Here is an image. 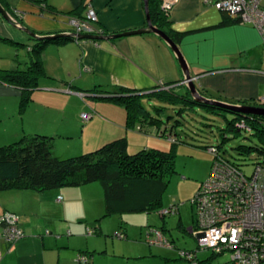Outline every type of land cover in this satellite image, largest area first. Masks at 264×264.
<instances>
[{
  "label": "crops",
  "instance_id": "0c3cea01",
  "mask_svg": "<svg viewBox=\"0 0 264 264\" xmlns=\"http://www.w3.org/2000/svg\"><path fill=\"white\" fill-rule=\"evenodd\" d=\"M42 1L32 3L28 0H6L9 11L16 19L40 35L73 33V21L77 17L65 13L83 4H86L83 14L95 9L98 18L95 26L105 32L103 35L147 26L144 0ZM67 3L73 7L71 10H64L68 7ZM260 9L264 10V0L261 1ZM170 11L172 29L184 33L178 45L202 94L210 99L230 103L237 99L259 100L264 69L258 64L256 57L263 53L264 33L252 22H231L227 13L205 0H173ZM73 39L67 43L49 44L43 52L47 72L44 90L53 95L55 100L45 106L51 109L44 110L42 107V114L36 117L26 115L29 107L23 115L21 125L13 123L10 127H4V119L10 116L11 108L6 107V111H2L0 107V145L15 142L25 135L43 133L55 136L53 151L57 155L60 154L57 143L59 139L75 138L78 135V138L85 140L88 132L89 138H92L88 142L74 145L75 149L68 151L65 157L94 150L117 137H127L129 148L153 147L149 140L136 133L137 129L127 128V111L121 105L109 101L100 104L95 101L90 108H98L101 112L84 121L82 114L90 104L81 98V91L73 87L89 89L100 86L113 90L126 87L145 93L152 91L154 87L165 90L168 87L162 84L170 83L172 86L169 87L177 88V93L187 92L189 89L184 82L182 68L171 47L152 32L112 39ZM36 40L0 13V59L4 56L7 58L5 62H0V70L25 69L30 64V46H34ZM26 50L28 54H25ZM49 54L53 57L50 65L46 63ZM79 57L78 68H73L68 58L75 61ZM23 59L25 66H22ZM83 73L87 74L86 78L82 76ZM36 90L38 89L32 93L33 100ZM21 95L19 88L0 82V100L5 105L7 98L15 99ZM99 96L103 95L97 94ZM71 101L76 107L72 119L69 111ZM81 120L86 124L83 125ZM138 126L144 125L138 124L137 128ZM151 126L160 127L153 124ZM80 127L81 133L76 134ZM142 130L146 133L144 128ZM95 184L77 188L86 192L93 188L98 192L99 188ZM58 189L60 188L45 191H0V215L7 211L16 213L19 216L18 225L25 233L23 238L12 244L2 237L0 228V264H79L74 259L75 252L66 251L71 249V245L76 247L78 240L68 237L76 232L75 228L71 230L68 224L52 225L46 222V232L39 222L45 219L46 214H52V205L59 206L62 217L67 212L66 207L63 208L56 202L58 198L53 199L58 194L59 197L62 196L60 201L63 200L64 196ZM63 192L65 195L69 194L67 191ZM66 227L69 229L68 236L65 234ZM94 262L95 258L89 264H95Z\"/></svg>",
  "mask_w": 264,
  "mask_h": 264
},
{
  "label": "rangeland",
  "instance_id": "374dc122",
  "mask_svg": "<svg viewBox=\"0 0 264 264\" xmlns=\"http://www.w3.org/2000/svg\"><path fill=\"white\" fill-rule=\"evenodd\" d=\"M67 4L68 7L64 10H71L73 7L69 3ZM27 51H25V54H28ZM52 58L49 54L46 63L50 65ZM256 58L259 61L258 64L264 69V49L263 53H259ZM6 59V56H4L0 59V62H5ZM24 60H22L24 63L22 66H25ZM68 60L73 68H78L80 57L75 61L70 58ZM86 75L83 73L82 76L85 77ZM44 79L45 77L40 78V87L35 88L38 90H36L34 100L26 105V109L21 103L22 95L18 98L14 97L16 100L10 97L7 98L6 105L0 100L2 111H6V107L11 108L10 116L4 119V127H10L13 123L21 125L23 115L29 107L26 115L32 114L36 117L42 114V107L44 110L51 109L47 108L45 104L48 102L53 103L55 100L53 95L47 94V91L44 90ZM169 86L172 85L169 84ZM169 86L164 87L169 88ZM98 87L100 88V86ZM94 89L95 87L88 90ZM260 89L261 96L258 98L263 103L264 79L260 84ZM175 91L178 92L177 88ZM205 94L208 93L205 92ZM93 95L91 92L85 93V101L90 104V106H87L86 112H91L92 109L90 107L94 106L93 103L95 101L100 104L108 102L99 97H93ZM151 99H144L146 109L151 115L143 117L145 122L143 127L148 134L138 130H136V133L149 140L150 144L153 145V147L149 148L172 151L174 153L171 171L168 175L169 182L162 197L163 208L105 216L103 186L100 182H94L99 188L98 192L93 188H91L90 192L77 187L58 189L64 198L62 201L57 200L56 202L60 203L63 208L66 207L67 212L62 217L59 206L52 205V214L45 215V219L48 221L40 218L39 222L43 224L44 230L47 229L46 222L52 225H57L58 223L60 225L68 224V228L70 227L71 230L75 228L76 232L68 236L67 230L69 229L66 227L65 234L78 240L75 244L76 247L71 245L70 248L72 250L66 249L69 253L75 252L74 259L77 260V263L80 262L78 260L80 255L91 251L94 256L90 260L92 261L95 258V264H106L108 262H113V264H191L181 257V250H184L197 251L199 264H224L229 260L230 254L216 255L211 248L201 245L198 236L194 234L197 227V218L192 199L198 193L201 184L213 172L211 170L213 168L214 155L208 149V146H223V156L240 165L243 171L250 176L258 165H264V153H261V150L264 149V139L256 134L255 131H241L242 133L234 136L235 132L227 129L228 122L232 121L236 114L227 109L183 102H162L157 97ZM72 104L73 102L71 101ZM182 107L184 108L183 110H181ZM75 109L76 107L73 105L69 109L71 119L76 113ZM180 111L182 112L180 113ZM151 118L154 119L151 120ZM148 119L150 122L161 123L160 127L162 130L165 127H168V130L172 129L173 137L178 142L174 143V138L170 139L165 135H157L158 128L152 127V123H147ZM80 122L83 125L86 124L82 120ZM81 130L82 127L76 134H80ZM227 134L228 138L224 141V137ZM91 138H89V133L87 132L85 140L78 138V135L75 138L59 139L57 143L58 153L60 154L57 155L65 157L68 151L75 149L74 145H80L83 141L88 142ZM240 146L252 150L243 153L239 150ZM139 150L141 149L130 147L129 153L133 154ZM63 191H67L69 194L65 195ZM57 198L59 199V196L55 194L53 199ZM173 206L178 207V209L163 215L162 211L164 209ZM100 227L102 231H100ZM155 227L164 230L165 236L175 245L174 248L152 245L146 240L150 228L154 229ZM190 227H192V231H190ZM50 228L49 226L48 229ZM89 229L93 230L94 233L89 234ZM88 241H90V245H88ZM89 246L90 249H88Z\"/></svg>",
  "mask_w": 264,
  "mask_h": 264
},
{
  "label": "trees",
  "instance_id": "16d2710c",
  "mask_svg": "<svg viewBox=\"0 0 264 264\" xmlns=\"http://www.w3.org/2000/svg\"><path fill=\"white\" fill-rule=\"evenodd\" d=\"M1 1L8 7L6 0ZM28 1L32 3L43 2L42 0ZM85 9L86 4H83L65 14L73 15L81 19L87 16V14H83ZM150 13L154 24L166 31L177 43H179L184 33L172 29L169 15L161 9V0H150ZM227 15L231 22L242 23V20L234 18L228 13ZM11 21L13 24L21 23L19 20ZM103 32L104 31H102V33ZM75 38L80 39L78 36H75ZM71 40L74 39L71 37H59L55 39L36 40L35 45L30 46L32 47L30 49V64H28L25 69L0 70V82L17 87L22 91L21 103L25 107L24 109H26V105L33 100L32 93L35 88L40 87V78L47 75L43 61L45 47L49 44L67 43ZM169 84L170 83L165 86H169ZM73 88L81 91V98L83 99L86 97V92H91L94 94L93 97H97V94H101L103 96H99V98L123 106L127 111V128L137 129L138 131H143L142 128L144 127L138 126L137 128V125L139 123L143 125L145 123L143 117H145V115H150L144 102L146 98L154 99L157 97L162 102H183L211 108L216 107L195 101L190 96L188 90L187 92L183 91L182 93H177L175 92L176 88L172 89V87H169L167 90L154 87L152 91L145 93L131 90L126 87H117L115 90L100 89L98 86H96L94 90H88V88L79 86ZM72 90L75 91L74 89ZM232 103L264 107V102L262 103L258 99H237ZM183 109L182 107L181 110ZM92 110L91 112H84L90 114L89 119L83 118L84 121L90 120L94 114L101 112L98 108ZM181 112L182 111H180V113ZM233 113L236 114V117L228 122V131L235 132L234 136L242 133L241 131H255L256 134L264 139L263 116L247 115L239 112ZM152 119L154 118H151V120ZM242 121L245 122L247 127H251L252 130L247 131L240 128L241 126L239 124ZM147 123L156 124L157 126L161 125V123L158 124V122H150L149 119ZM156 128H158L157 135H165L170 139L174 138L172 129L168 130V127H165L164 130H162L161 127ZM227 138L228 134L224 137V141L227 140ZM54 140L55 136L53 135L35 133L31 136L25 135L13 143L0 145V191L11 189L45 191L67 186L78 187L100 182L103 186L105 196V216L117 213L123 214L126 212L151 211L162 207V197L167 189L169 182L168 175L171 171V164L174 158V153L172 151L143 148L131 154L129 153L128 138L120 137L110 140L94 150L68 157H57L53 151ZM173 142L177 143L178 140L175 139ZM222 147L221 145L208 146L209 150L214 148L216 152H218L217 155L213 154L214 160L216 157H221L223 160L240 167V165L223 156ZM239 150L244 153L252 149L240 146ZM261 153H264V149L261 150ZM154 229L162 232L164 231L158 227ZM154 229L150 228V232ZM170 242L172 243V247L167 248H174L175 245L172 241ZM186 252H190L192 258L181 255L183 259L191 264L200 263L197 251ZM92 255L93 252L91 251L86 252V254L84 253V256L87 257V261L79 262V264H89Z\"/></svg>",
  "mask_w": 264,
  "mask_h": 264
},
{
  "label": "built area",
  "instance_id": "2783aa9c",
  "mask_svg": "<svg viewBox=\"0 0 264 264\" xmlns=\"http://www.w3.org/2000/svg\"><path fill=\"white\" fill-rule=\"evenodd\" d=\"M205 1L242 22L254 23L264 33L262 0ZM172 6L173 0H161V9L167 15ZM97 20L95 9H90L85 18H76L73 24L78 32L102 34L95 26ZM83 118L89 119L90 114L83 113ZM239 125L247 131L252 130L244 121ZM210 150L217 155L214 148ZM212 165V174L192 199L197 218L194 234L201 245L211 248L216 255L229 253L230 258L224 264H264V165H258L250 176L221 157H216ZM177 209L173 206L162 213ZM18 222L19 216L14 212L0 215L1 235L9 243L25 236ZM93 233L89 229V234ZM147 241L152 245L172 247L163 232L157 229L148 233ZM181 255L192 258L190 252L181 251ZM78 260L86 262L87 257L80 255Z\"/></svg>",
  "mask_w": 264,
  "mask_h": 264
},
{
  "label": "water",
  "instance_id": "95a60500",
  "mask_svg": "<svg viewBox=\"0 0 264 264\" xmlns=\"http://www.w3.org/2000/svg\"><path fill=\"white\" fill-rule=\"evenodd\" d=\"M144 4H145L146 17H147V26L138 29L123 31L121 33H114L112 35L81 34L78 35V38L99 40V39H112V38L142 34L147 32L156 33L171 47L172 51L175 53V56L183 71L184 82L190 91L191 97L195 101L199 103H205L207 105H213L216 107L227 109L228 111L231 112H239L247 115L264 116V107L254 106V105H242V104L225 102L221 100H214L203 95L202 92L198 89L196 82L194 81V77L191 74L187 60L185 59V56L183 55L178 43L166 31L162 30L161 28H159L157 25L154 24L150 13V0H144ZM0 13L7 20L17 21L16 17L9 11V8L1 0H0ZM20 26L25 32H27L30 36L34 37L37 40L55 39L59 37L73 38L76 36V33H72V32H65V33L63 32L53 35L52 34L40 35L21 23ZM189 229L190 231H192V227H190Z\"/></svg>",
  "mask_w": 264,
  "mask_h": 264
},
{
  "label": "bare ground",
  "instance_id": "6f19581e",
  "mask_svg": "<svg viewBox=\"0 0 264 264\" xmlns=\"http://www.w3.org/2000/svg\"><path fill=\"white\" fill-rule=\"evenodd\" d=\"M18 26L21 28L20 24H18ZM74 32L76 33V36H78V35H80V34H91V33H85V32H78V31L76 30L75 25H74Z\"/></svg>",
  "mask_w": 264,
  "mask_h": 264
},
{
  "label": "flooded vegetation",
  "instance_id": "af4514ba",
  "mask_svg": "<svg viewBox=\"0 0 264 264\" xmlns=\"http://www.w3.org/2000/svg\"><path fill=\"white\" fill-rule=\"evenodd\" d=\"M103 34V33H102ZM97 35H99V34H97Z\"/></svg>",
  "mask_w": 264,
  "mask_h": 264
}]
</instances>
